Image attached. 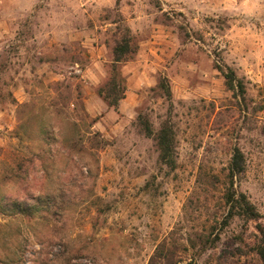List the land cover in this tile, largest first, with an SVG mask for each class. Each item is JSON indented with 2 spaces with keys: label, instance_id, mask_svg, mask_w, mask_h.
Masks as SVG:
<instances>
[{
  "label": "rangeland",
  "instance_id": "374dc122",
  "mask_svg": "<svg viewBox=\"0 0 264 264\" xmlns=\"http://www.w3.org/2000/svg\"><path fill=\"white\" fill-rule=\"evenodd\" d=\"M0 30V264H262L264 0H0ZM124 36L115 112L96 90ZM236 146L260 218L224 224Z\"/></svg>",
  "mask_w": 264,
  "mask_h": 264
},
{
  "label": "trees",
  "instance_id": "16d2710c",
  "mask_svg": "<svg viewBox=\"0 0 264 264\" xmlns=\"http://www.w3.org/2000/svg\"><path fill=\"white\" fill-rule=\"evenodd\" d=\"M134 52V46L131 42L130 36H124L114 45L113 61L111 63L110 72L107 80L102 86L97 88V95L106 103V105L118 112L119 101L124 97L125 86L124 78L121 75L117 64L126 60L129 55ZM217 69L223 75L225 85L228 89L233 92L239 93L240 95L244 93V85L240 79H237L234 72L229 68L224 69L217 66ZM159 87L167 92L170 96V91L165 77L159 82ZM139 124L142 126L143 131L146 136L150 137L153 135V130L145 120L140 121ZM156 142L159 150V159L163 164L173 166L174 161V138L171 126L166 122L163 124L156 134ZM245 168V160L243 152L236 146L233 149L231 160L227 168V189L224 193V202L226 205V213L224 215L223 222L227 224L228 220L238 216L243 219L244 222L249 220H257L260 218V213L256 209L255 205L251 203L247 196L242 192H237L233 188L234 180L237 178ZM26 209L30 206L28 201H22L21 203ZM38 207L36 205H33ZM260 237L258 243L255 245L254 249L259 255L262 264H264V226L261 223L255 225ZM19 248V247H17ZM17 248L9 249L6 251L5 255L0 254L1 261H13L17 262L21 256Z\"/></svg>",
  "mask_w": 264,
  "mask_h": 264
},
{
  "label": "crops",
  "instance_id": "0c3cea01",
  "mask_svg": "<svg viewBox=\"0 0 264 264\" xmlns=\"http://www.w3.org/2000/svg\"><path fill=\"white\" fill-rule=\"evenodd\" d=\"M16 10H17V9L15 8L14 11L16 12ZM1 33H2V31L0 30V34H1Z\"/></svg>",
  "mask_w": 264,
  "mask_h": 264
}]
</instances>
